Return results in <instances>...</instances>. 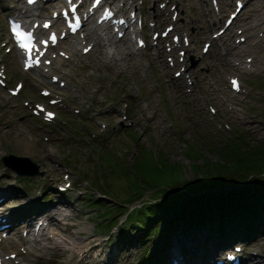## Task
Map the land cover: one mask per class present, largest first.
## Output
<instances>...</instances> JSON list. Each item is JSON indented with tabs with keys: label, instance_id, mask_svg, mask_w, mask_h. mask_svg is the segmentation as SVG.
I'll return each mask as SVG.
<instances>
[{
	"label": "rangeland",
	"instance_id": "rangeland-1",
	"mask_svg": "<svg viewBox=\"0 0 264 264\" xmlns=\"http://www.w3.org/2000/svg\"><path fill=\"white\" fill-rule=\"evenodd\" d=\"M25 1L20 4L27 7ZM107 1L128 13L127 3ZM235 1L195 0L191 6L189 0H136L143 23L148 16L141 34L146 46L129 52L128 69L117 71L110 59L96 60V46L86 41L92 46L89 51L73 53L66 64L53 70L63 79L64 85H59L35 68L24 69L8 32V9L13 6L0 0V74L6 75V85L0 83V188L12 192L10 203L16 209L18 226L23 218L31 217H24L27 209L41 213L49 207L65 208L68 223L60 225L74 232L78 242L74 252H61L52 241L42 240L44 244L32 254L30 264H148L147 259L139 260L142 244L135 239L139 232L132 234V241L120 238L125 231L118 223L125 219V212L186 176L191 178L199 159H220L218 151L228 152L240 143L263 148L258 141L264 142V40L259 48H248L242 54L236 48L226 52L224 47L239 44L242 35L246 37L243 45L264 38L261 26L251 27L264 16V7L243 0L246 5L228 30L222 37H214L235 9ZM84 2L87 5L91 0ZM51 9L41 10L50 15ZM163 10L177 20L181 30L173 29L169 40L157 43L152 38L154 31L162 32L171 24L164 17L157 19L155 11ZM175 33L180 45L171 54L165 42L174 43ZM184 37L190 40L189 46ZM131 41L138 47L136 38ZM207 41L211 45L204 52ZM155 47L163 51L162 57ZM182 49L186 50L184 62ZM255 54L260 57L258 63ZM173 60L177 64L172 65ZM230 76L239 77L240 91L231 89ZM17 82L22 88L11 94L10 88ZM46 90L50 92L47 96L42 93ZM51 99L57 102L51 104ZM36 103L55 111L56 117L48 121L43 111L34 113ZM232 106L239 109L236 114L229 110ZM11 161L20 168L10 165ZM142 194V199L131 202ZM36 220L40 223L43 217L32 221ZM7 229L3 230L6 235L13 233L12 227ZM82 229L84 235H91L78 237ZM19 231L30 236L26 229ZM192 232L171 236L163 251L165 264L172 262L169 249L174 240L184 256L183 264H216L234 245L241 247L243 255H264L262 234L253 240L224 239L223 243L214 235ZM61 239L57 236L54 241ZM156 239H151V254L159 247ZM82 244L88 247L78 254ZM213 246L218 247L217 255L208 254ZM27 247L30 242L22 243L20 252Z\"/></svg>",
	"mask_w": 264,
	"mask_h": 264
},
{
	"label": "trees",
	"instance_id": "trees-1",
	"mask_svg": "<svg viewBox=\"0 0 264 264\" xmlns=\"http://www.w3.org/2000/svg\"><path fill=\"white\" fill-rule=\"evenodd\" d=\"M258 142L263 148H248L240 143L228 152L218 151L220 159H199L191 178L186 176L165 192L125 212V219L118 223L125 231V237L121 233L120 238L132 241V234L139 232L135 238L142 244L139 260L165 264L163 251L174 233L193 229L195 233L214 235L223 243L224 239L243 241L264 235V142ZM154 237L159 247L156 254H151Z\"/></svg>",
	"mask_w": 264,
	"mask_h": 264
},
{
	"label": "bare ground",
	"instance_id": "bare-ground-1",
	"mask_svg": "<svg viewBox=\"0 0 264 264\" xmlns=\"http://www.w3.org/2000/svg\"><path fill=\"white\" fill-rule=\"evenodd\" d=\"M64 0H55L51 7V13L53 11H56L55 5L58 2H61ZM122 3H127L126 9L128 13H125V15H119L118 17H123L126 19V26H124L125 34L123 38L125 41H122V38L117 37V32L122 29V25L118 24V31H115L110 26H113V22H110V26H106L104 28L93 25L90 26L92 20L90 19L91 16L97 11L98 8L90 7L89 5L85 8V10H82V14L85 18L86 27L84 28V31H77L75 34L64 36L61 38L60 32L66 31L64 28H58L59 26V17H52V24L49 26V28H44L41 26V19L47 18V13H42L45 6H47V3L42 4V0H36V2L33 5H29L28 7H24L20 4V0H1V3L11 2V6L13 8H9V15L11 17L18 16L22 17L25 22H29L31 25L34 24L35 21H38L40 23V26H38L36 29L41 33H46L48 36L50 32L56 31L59 35V39L57 40V43H50L48 46V49L46 52L40 56V62L36 66L37 71L41 75L44 76H50L52 78L54 75L59 77V74L54 73L53 70L60 68L61 64H66L69 59H71L73 53L80 51H84V48L87 47V44H85L86 41H88V44H92L93 46H96V53L97 58L96 60H102L107 61V59H110L113 63V65L116 67V70L118 71L119 68H122V70H127L128 65L130 62V58L128 56L129 52L132 51V53H136L140 50V47H133L131 39L135 35H141L143 30H146V27L140 30L136 26H133V16L131 13L135 12L136 15L140 14L139 12L141 10V6H138V4H135L136 0H121ZM193 1L195 0H189V4L192 6ZM80 5H83L84 0H80ZM177 2H180V0H177ZM259 3L261 7H264V0H253V3ZM232 3V0H231ZM248 3V1H247ZM25 4H27V1H25ZM236 4V3H235ZM45 5V6H44ZM107 5V4H106ZM104 9V8H103ZM102 9V11H103ZM113 9L117 11L120 9L116 7V5L113 7ZM38 10H41L37 12ZM207 10L209 14L211 15L212 10L207 6ZM102 11L100 15L102 14ZM164 11V13H163ZM162 12L155 11L157 19H161V17H164L166 20L169 21V23H172L174 25V29L181 30V26L177 22V20H174L170 18L166 12V10H163ZM44 12V11H43ZM261 19L259 22H255L251 27L254 26V29L256 27L261 26V30L263 32L262 36H264V16H260ZM144 23L145 21H148V16L146 14L145 18L143 19ZM263 24V25H262ZM185 29V28H184ZM86 31V32H85ZM228 33H226L227 35ZM223 35H219V37H222ZM255 34H253L254 38ZM72 38L70 41L68 38ZM141 37V36H140ZM139 37V38H140ZM258 37V36H257ZM138 38V39H139ZM264 38H260L254 40V42L243 45L241 43L239 44H229V47H224L226 49V52L231 51L233 48H236V50H241L242 52L246 51L248 48L253 49L254 47L259 48L258 46L260 42H263ZM137 41V39H136ZM240 41V40H239ZM123 42V43H121ZM157 50L158 57H162L163 51L155 47ZM259 53L261 50H258ZM225 52V51H224ZM224 52H221L223 56H225ZM21 56V55H20ZM23 54H22V56ZM254 57L256 58L257 63L260 61L259 55L255 54ZM135 62V61H134ZM166 64V63H165ZM174 64H177L175 62ZM250 66H253V64H247ZM258 65V64H257ZM184 70V69H183ZM61 72V71H60ZM193 72V71H192ZM61 75V74H60ZM230 79V78H229ZM63 80L60 79L59 82ZM207 83V82H206ZM230 111H233L235 114L238 112L239 109H236L234 106H232V109H229ZM56 117V114L53 118ZM52 118V119H53ZM244 118V117H243ZM51 119V120H52ZM10 165H15L14 167H19L18 165L14 164L12 161L10 162ZM12 198V192L9 188H0V220H3L4 223L9 224V228H13L12 234H4V231L0 232V264H30V261L32 260V254H34L35 250L41 249V246L44 244L42 240L52 241L54 243V248L57 250H60L61 252L66 249H72L71 251L74 252V248H76V245L78 242H76L74 236V232L71 234L68 230V227L65 229L63 226L60 225V223H68V216L69 212L65 210V208L59 209L57 207H49L45 210H41V213H37L36 210L30 211L29 209L24 211V217L26 215H31L30 218H23L21 224L16 221V209L14 208V204L10 203ZM35 206V205H34ZM32 212V213H30ZM60 214V219L58 218V215ZM36 216V217H35ZM43 217V220L40 221V225L38 228L35 227L37 220L35 223L32 221L33 219H39ZM34 224V225H33ZM58 224L57 227H53V225ZM22 231L24 229L27 230V232L30 234L28 238L25 237V234L20 233L19 230ZM67 230L68 234H63V232ZM83 229L77 233V236L80 238H88L91 234H83ZM61 237L62 239L60 241H54L56 237ZM24 242H30L31 247H27L25 252H20L22 243ZM178 242V241H177ZM185 241H181V244H184ZM188 242V240H187ZM88 247L86 244L80 245L78 248V254H82V250ZM211 247V246H210ZM84 250V251H85ZM169 257L172 258L171 264H183L184 263V256L182 254L181 249L176 243V240L173 241V244H171V247L169 249ZM218 247L213 246L210 251L209 255H217ZM238 252V253H237ZM235 252L236 254H239L240 251ZM260 255V256H259ZM262 253L258 252V254L252 252L249 253L247 256L243 255L241 252V258L240 263L241 264H262V261H264V255L261 256ZM78 260V259H77Z\"/></svg>",
	"mask_w": 264,
	"mask_h": 264
},
{
	"label": "snow or ice",
	"instance_id": "snow-or-ice-1",
	"mask_svg": "<svg viewBox=\"0 0 264 264\" xmlns=\"http://www.w3.org/2000/svg\"><path fill=\"white\" fill-rule=\"evenodd\" d=\"M28 2H29V3H32L33 0H28ZM45 27H47V25H45ZM17 28H18V25H13V26H12V31H13V33H15L16 35H19V33L17 32ZM21 47H22V48H27L28 45L21 44ZM232 84H233V86L236 87L237 90H238V85H237L236 81H233ZM51 116H52V114L50 113V114H49V118H51Z\"/></svg>",
	"mask_w": 264,
	"mask_h": 264
},
{
	"label": "water",
	"instance_id": "water-1",
	"mask_svg": "<svg viewBox=\"0 0 264 264\" xmlns=\"http://www.w3.org/2000/svg\"><path fill=\"white\" fill-rule=\"evenodd\" d=\"M32 165V164H31Z\"/></svg>",
	"mask_w": 264,
	"mask_h": 264
}]
</instances>
